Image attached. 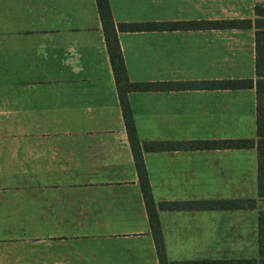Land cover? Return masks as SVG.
Segmentation results:
<instances>
[{"label":"crops","instance_id":"crops-1","mask_svg":"<svg viewBox=\"0 0 264 264\" xmlns=\"http://www.w3.org/2000/svg\"><path fill=\"white\" fill-rule=\"evenodd\" d=\"M114 22L250 19L249 28L119 32L143 141L256 139L253 7L264 0H108ZM264 49V33H263ZM167 261L258 258L244 198L256 148L142 151ZM164 201L192 202L186 209ZM204 204V205H202ZM0 259L12 264H159L95 0H0Z\"/></svg>","mask_w":264,"mask_h":264},{"label":"trees","instance_id":"trees-1","mask_svg":"<svg viewBox=\"0 0 264 264\" xmlns=\"http://www.w3.org/2000/svg\"><path fill=\"white\" fill-rule=\"evenodd\" d=\"M101 28L104 36L105 47L114 79V84L119 100L121 114L126 129L128 141L134 158L140 190L146 208L151 234L154 239L159 264H264V211L257 214L258 221V258H229L224 260H187L168 262L165 255L161 228L157 216V207L154 202L142 151L156 150H189L195 148H230L248 149L256 148L257 155V183L258 197H264V6L256 3L253 7L255 18L253 20L255 40V72L257 79H225L213 80L205 83L211 88H249L255 84L256 87V139H224L209 141H143L137 136L136 128L130 108L128 93L140 91H157L164 89L187 88L189 82H136L130 81L126 72L124 58L122 55L118 33L126 31H149V30H172L190 28H249L252 25L250 19L242 20H210V21H146V22H120L113 20L108 0H95ZM195 85V84H191ZM249 208H254V199L251 200ZM200 205L189 201L175 202L164 201L159 203V208L166 210L186 209ZM204 205V204H202ZM205 206L220 208H242V200H223L218 202H207Z\"/></svg>","mask_w":264,"mask_h":264},{"label":"rangeland","instance_id":"rangeland-1","mask_svg":"<svg viewBox=\"0 0 264 264\" xmlns=\"http://www.w3.org/2000/svg\"><path fill=\"white\" fill-rule=\"evenodd\" d=\"M248 175L246 176L245 181V191H244V198L239 199L243 201V205L245 206V216L246 218L253 215V213L259 211L261 208H264V197H258V183L255 184L252 181H248ZM254 199V208H249L248 206L251 205V200ZM0 264H9L5 261L0 259ZM12 264V263H10Z\"/></svg>","mask_w":264,"mask_h":264}]
</instances>
